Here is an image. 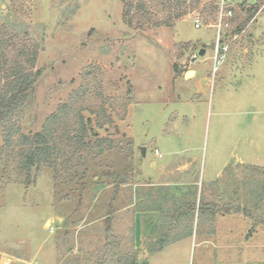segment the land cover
I'll list each match as a JSON object with an SVG mask.
<instances>
[{
    "label": "rangeland",
    "instance_id": "374dc122",
    "mask_svg": "<svg viewBox=\"0 0 264 264\" xmlns=\"http://www.w3.org/2000/svg\"><path fill=\"white\" fill-rule=\"evenodd\" d=\"M249 1L258 11L211 82L214 30L194 28V15L210 13L202 12V4L171 27L140 30L123 21L121 0H0V22L26 29L39 44L35 69L41 74L23 108V132L38 131L80 85L84 71L90 72L85 105L106 101L113 118L112 125L97 129L113 146L87 148L84 165L73 170L79 176L86 169L83 180L69 181L61 172L63 179L55 181L52 169L43 166L26 184L13 166L3 174L0 165V264H137L133 212L153 207L140 199L157 195V184L171 181L178 184L168 195L186 196L189 204H180L190 211L201 208V193L218 195L206 180L228 162L222 174L238 177L242 206L257 216L254 227L264 228V172L246 168H264V0ZM186 43L206 50L190 64L194 78L190 65H183L192 52V46L182 50ZM95 77L102 99L93 90ZM126 99L130 104L121 119ZM241 152L257 163L233 162ZM185 163L188 170H174ZM229 190L210 206L204 203V210L222 213L223 204L236 202L235 189ZM180 204L172 215L174 236L190 221H178ZM146 234L151 248L156 230ZM199 251L188 252L186 264H198Z\"/></svg>",
    "mask_w": 264,
    "mask_h": 264
},
{
    "label": "trees",
    "instance_id": "16d2710c",
    "mask_svg": "<svg viewBox=\"0 0 264 264\" xmlns=\"http://www.w3.org/2000/svg\"><path fill=\"white\" fill-rule=\"evenodd\" d=\"M121 2L123 21L140 30L163 25L171 27L199 4H202V12L213 9L209 0H121ZM250 4L241 5L242 19L236 27L238 31L252 21L258 11L257 4ZM198 45V43H186L182 50H187L190 46L196 48ZM38 53L39 44L30 37L26 29L16 30L0 22V134L2 137L0 165L2 172L6 174L9 167L13 166L20 175L23 174L24 182L31 184L35 179L33 176H36L43 166H47L54 172L55 181L59 178L63 179L61 172L69 174V181L83 180L86 177V169H83L79 176L73 170L77 166L84 165L82 154L87 148L113 146L109 137L101 136L97 131L112 125L113 118L107 112L106 101L97 105H85L90 79L86 77L90 72L84 71L80 85L46 116L41 128L33 133L23 132L20 124L23 108L41 74L40 69H35ZM173 70L179 74L177 65H173ZM94 83L93 90L102 99L100 89L98 90L101 84L97 77ZM129 104L130 100L126 99L121 119L127 114ZM84 111H88L91 115L86 117ZM91 116H94L93 120ZM246 168L264 172L263 167L256 165H246ZM84 182L83 186H85ZM200 196L202 197L203 194L201 193ZM257 202L258 198L252 202L254 209L257 208ZM204 203L201 208H204ZM211 204L206 203L209 206ZM223 205L222 213L242 212L251 218L253 224L249 233L254 230L257 216L253 215L249 208L240 206L236 202H227ZM211 211L217 213L213 209Z\"/></svg>",
    "mask_w": 264,
    "mask_h": 264
},
{
    "label": "crops",
    "instance_id": "0c3cea01",
    "mask_svg": "<svg viewBox=\"0 0 264 264\" xmlns=\"http://www.w3.org/2000/svg\"><path fill=\"white\" fill-rule=\"evenodd\" d=\"M188 68L193 72L191 78H194L196 70L191 65ZM182 77L185 78V73ZM252 158L253 156L245 158V155L241 152L233 162L248 160L250 164H256L257 162L251 161ZM229 163H224L221 169L214 172L213 178L206 180L208 182L207 186L214 188L215 191L217 190L218 195H214V193V196L206 195L210 193L208 191L202 197L200 196L203 202L218 201L226 196L223 193H230L229 189L234 188L236 193L232 194L234 195L233 198L237 204L242 206L244 199L240 195L238 177L233 180L232 175L225 178L222 174ZM188 167V164L185 163L181 166L178 165L174 170L186 171ZM174 184L177 186L178 183L165 181L157 184L160 186L159 189L157 188V195L140 199V203H144L148 199L149 204H153V207L135 209L133 212L135 224L133 248L137 264H140V262L141 264H186L188 262L187 253L193 249L200 250L198 264H264V228L257 226L249 233L250 221L242 212L212 213L210 209H199V205H196V208L190 211L186 205L182 206L183 203L180 204L181 201L189 204L190 200L186 196L168 195V189H173ZM159 191L163 194L160 195ZM164 192L169 197L165 198ZM143 199L145 200L143 201ZM198 203L199 197L196 204ZM178 204H180L179 212L181 213V218H178V221H181V219L190 221L185 232L174 236L177 224L174 222L176 219L172 215L178 210L176 206ZM131 206L132 203L127 204L126 210L131 209ZM152 228L156 230V234L149 238V242H154V246L149 248L144 239L148 236L146 232H150ZM156 244L158 245L156 246ZM177 253L180 256L182 255L183 259H179Z\"/></svg>",
    "mask_w": 264,
    "mask_h": 264
},
{
    "label": "built area",
    "instance_id": "2783aa9c",
    "mask_svg": "<svg viewBox=\"0 0 264 264\" xmlns=\"http://www.w3.org/2000/svg\"><path fill=\"white\" fill-rule=\"evenodd\" d=\"M212 5V11L210 13L201 12L194 15V28H211L214 30L213 43L211 46V69L210 76L211 82H213L214 76L219 71L220 67L226 61L229 49L232 43L242 35L246 27H243L239 31L236 30L238 22L242 19L241 5L248 6L249 0H209ZM211 15V17L208 16ZM204 46L198 45L196 48H192L189 60L184 61L183 65H190L192 62L201 56L200 49ZM206 50L203 55H205ZM155 152L159 155L158 151ZM49 232H53L54 227L52 224L47 228ZM2 264H9L7 260H4Z\"/></svg>",
    "mask_w": 264,
    "mask_h": 264
},
{
    "label": "water",
    "instance_id": "95a60500",
    "mask_svg": "<svg viewBox=\"0 0 264 264\" xmlns=\"http://www.w3.org/2000/svg\"><path fill=\"white\" fill-rule=\"evenodd\" d=\"M204 52H205V49H204V48H201V49H200V55H203ZM144 150H145V149L142 148V152H143V153H144ZM48 224H50V222H47V225H48Z\"/></svg>",
    "mask_w": 264,
    "mask_h": 264
},
{
    "label": "bare ground",
    "instance_id": "6f19581e",
    "mask_svg": "<svg viewBox=\"0 0 264 264\" xmlns=\"http://www.w3.org/2000/svg\"><path fill=\"white\" fill-rule=\"evenodd\" d=\"M189 75H193V72H189Z\"/></svg>",
    "mask_w": 264,
    "mask_h": 264
}]
</instances>
